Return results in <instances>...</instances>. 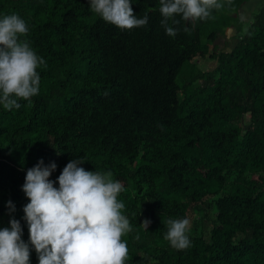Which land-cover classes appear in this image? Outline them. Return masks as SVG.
<instances>
[{
  "label": "trees",
  "instance_id": "obj_1",
  "mask_svg": "<svg viewBox=\"0 0 264 264\" xmlns=\"http://www.w3.org/2000/svg\"><path fill=\"white\" fill-rule=\"evenodd\" d=\"M252 1L219 0L206 20L178 15L173 37L159 0H131L148 16L131 30L89 0H0V19L21 17L20 40L44 60L39 93L19 109L0 105V229L20 222L30 264L39 259L24 219L27 171L54 162L58 188L74 159L122 184L126 264H264V0L250 23L240 18ZM229 28L238 41L219 51ZM208 60L215 70L198 65ZM184 218L190 246L177 250L167 221Z\"/></svg>",
  "mask_w": 264,
  "mask_h": 264
},
{
  "label": "clouds",
  "instance_id": "obj_2",
  "mask_svg": "<svg viewBox=\"0 0 264 264\" xmlns=\"http://www.w3.org/2000/svg\"><path fill=\"white\" fill-rule=\"evenodd\" d=\"M159 4L161 23L173 37L178 29L169 26V20L179 24L178 15L184 21L206 20L213 9L223 7L219 0H159ZM89 5L105 22L122 30L148 24L147 14L136 17L131 0H89ZM27 33L18 15L0 19V105L5 110L19 109L20 100L39 93L36 69L44 60L20 40ZM82 163L84 159H74L64 167L58 188L49 179L57 167L54 162L44 166L41 160L28 169L22 190L30 200L24 207L30 244L39 264H126L128 247L122 237L132 229L122 214L125 205L118 200L122 184L112 179L110 171H86L79 166ZM8 207L15 210L11 201ZM150 223L146 219L142 225L148 228ZM10 224L0 229V264H30V247L21 239L20 222L12 219ZM189 225L187 218L169 219L164 239L177 250L188 248Z\"/></svg>",
  "mask_w": 264,
  "mask_h": 264
},
{
  "label": "rangeland",
  "instance_id": "obj_3",
  "mask_svg": "<svg viewBox=\"0 0 264 264\" xmlns=\"http://www.w3.org/2000/svg\"><path fill=\"white\" fill-rule=\"evenodd\" d=\"M262 0H253L251 3L246 4L240 12V18L243 20L246 24L245 26L250 23L252 16L255 11H257V8L261 4ZM237 30L236 28H231L229 31L226 32L225 36L220 38L219 43H217L219 51H231L236 43H237ZM198 65L202 68L203 71H213L216 69L217 64L212 61H198ZM245 122V127H246Z\"/></svg>",
  "mask_w": 264,
  "mask_h": 264
},
{
  "label": "water",
  "instance_id": "obj_4",
  "mask_svg": "<svg viewBox=\"0 0 264 264\" xmlns=\"http://www.w3.org/2000/svg\"><path fill=\"white\" fill-rule=\"evenodd\" d=\"M231 28H229L227 31H229Z\"/></svg>",
  "mask_w": 264,
  "mask_h": 264
}]
</instances>
